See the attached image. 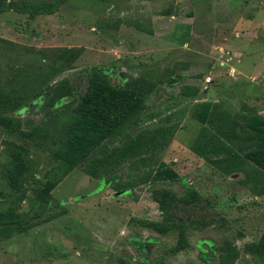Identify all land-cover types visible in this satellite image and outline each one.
<instances>
[{"label":"rangeland","instance_id":"obj_1","mask_svg":"<svg viewBox=\"0 0 264 264\" xmlns=\"http://www.w3.org/2000/svg\"><path fill=\"white\" fill-rule=\"evenodd\" d=\"M62 48L79 50L76 60L49 80L53 85L66 78L72 86L65 110L76 105L91 69L102 67L113 84L152 81L155 86L146 94L135 129L173 126V137L149 155L146 172L136 177L138 184L124 192L114 185L131 173L127 164L111 179L91 178L77 165L52 190L51 207L41 217L61 209L64 213L0 241V264H217L204 260L203 253L210 255L213 245L233 238L235 231L244 234L237 246L259 238L264 193L250 190L262 184L256 170L243 161L240 170L224 174L190 146L201 127L192 116L198 102L217 103L240 125L243 116L264 113V104L255 102L264 97V0H65L55 13L33 19L2 12L0 85L7 87L17 67L26 64L44 70L52 63L59 66L55 53ZM241 60L242 73L236 69ZM206 77L208 84L202 82ZM192 90L196 94H187ZM44 100L45 91L9 115L20 119L24 129L42 124L49 119L41 109ZM236 132L243 134L238 127ZM21 141L0 125V210L10 206L31 215L30 199L45 172H57L59 162L47 148L24 141L29 161L23 185L34 190L19 201L3 174L14 150L11 143ZM159 162L170 164L180 181H150L147 175ZM32 176L40 182L33 183ZM188 186L201 199L193 208L173 212L188 224L189 246L161 259V245L174 244L176 234L137 231L129 219L161 220L151 192L166 188L180 194ZM236 264L251 263L241 257Z\"/></svg>","mask_w":264,"mask_h":264},{"label":"trees","instance_id":"obj_2","mask_svg":"<svg viewBox=\"0 0 264 264\" xmlns=\"http://www.w3.org/2000/svg\"><path fill=\"white\" fill-rule=\"evenodd\" d=\"M63 2L65 0H0V13L14 11L33 19L37 15L55 13ZM55 54L61 61L59 66L55 67L52 63L44 70L40 67L33 69L32 65L26 64L24 68L17 67L13 81L7 87L0 85V125L17 133L22 140L18 144L11 143L14 150L9 153V165L3 174L6 185L14 192L16 199L22 201L29 191L34 190L29 183L23 185L22 178L28 170L29 161V151L24 141L29 139L33 144L47 148L59 162L57 172H45V180L30 199L34 207L31 215L17 212L10 206L0 210V241L63 214L64 210L61 209L41 217L51 207L52 190L77 165H81L91 178L111 179L119 168L127 164L131 173L127 174V179L114 185L117 191L124 192L138 184L140 172H146L149 155L165 146L173 137V126L135 129L141 123L146 94L155 86L152 81L141 79L113 84L102 67L91 69L86 88L76 105L70 111L65 110V99L71 96L72 86L66 78L53 85L49 80L68 68L79 56V50L62 48ZM43 91L45 100L41 109L49 119L24 129L22 121L9 113L39 98ZM188 93L196 94V91ZM195 107L192 116L201 127L190 146L191 151L227 175L240 170L241 163L246 161L256 170L257 180H262L260 187L253 185L250 190L255 195L263 194L264 117L258 114L243 116L245 123L240 125L217 103L198 102ZM236 127L243 134L236 132ZM147 177L154 183L180 181L179 174L165 162H159ZM32 182L40 181L32 176ZM151 197L158 204L162 219L131 217L129 224L137 231L146 229L162 236L176 234L174 244L161 245L163 259L165 254H177L189 246L188 224L178 216L176 218L173 210L193 208L201 196L193 186H188L180 194L166 188L155 189ZM243 237L241 231H235L233 238L213 245L210 255L204 252L203 259L216 261L217 264H236L242 257L251 264H264V231L258 239L242 240L241 245L237 246L236 240ZM142 245V242L138 243L139 247Z\"/></svg>","mask_w":264,"mask_h":264},{"label":"crops","instance_id":"obj_3","mask_svg":"<svg viewBox=\"0 0 264 264\" xmlns=\"http://www.w3.org/2000/svg\"><path fill=\"white\" fill-rule=\"evenodd\" d=\"M241 55H242V53H241ZM242 60L241 61H238V64H236V69H237V71H239V72H241L242 73ZM256 72V71H255ZM253 73V74H251V75H253V76H255V75H257V73ZM251 75H249V76H251ZM248 76V77H249ZM257 104H264V97H263V99H260L259 101H255ZM248 103H250L251 104V101H249ZM264 109V108H263ZM258 115H261V116H263L264 117V113L263 112H261V113H258Z\"/></svg>","mask_w":264,"mask_h":264},{"label":"built area","instance_id":"obj_4","mask_svg":"<svg viewBox=\"0 0 264 264\" xmlns=\"http://www.w3.org/2000/svg\"><path fill=\"white\" fill-rule=\"evenodd\" d=\"M204 84H208L211 82V79L209 77H206L203 81Z\"/></svg>","mask_w":264,"mask_h":264}]
</instances>
